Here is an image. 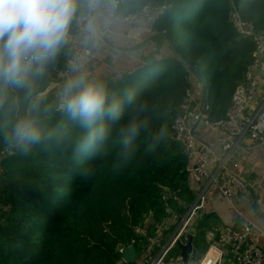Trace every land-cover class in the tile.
I'll return each instance as SVG.
<instances>
[{
	"label": "trees",
	"instance_id": "obj_1",
	"mask_svg": "<svg viewBox=\"0 0 264 264\" xmlns=\"http://www.w3.org/2000/svg\"><path fill=\"white\" fill-rule=\"evenodd\" d=\"M115 3L118 16L135 14L145 5L167 7L151 26L152 40L166 49L111 84L118 95L133 91L136 103L146 105L149 127L126 168L113 171L108 161H96L97 174L89 181L75 173L70 149L53 146L27 156L7 152L0 173V264H114L117 248L133 242L139 253L157 224L180 217L194 201L183 150L171 138L173 116L192 77L205 83L209 117H223L254 50L250 40L237 35L228 15L235 7L244 21L264 33V0ZM63 63L56 70L64 69ZM160 128L164 138L148 147ZM150 216L154 224L146 228ZM137 227L144 235L135 234ZM209 228L207 221L201 222L198 237Z\"/></svg>",
	"mask_w": 264,
	"mask_h": 264
},
{
	"label": "clouds",
	"instance_id": "obj_2",
	"mask_svg": "<svg viewBox=\"0 0 264 264\" xmlns=\"http://www.w3.org/2000/svg\"><path fill=\"white\" fill-rule=\"evenodd\" d=\"M115 8V0H0V150L70 149L84 181L97 174L96 161L113 171L131 162L149 127L146 105L133 91L115 93L89 63ZM61 60L63 79L49 98ZM164 136L160 128L147 146Z\"/></svg>",
	"mask_w": 264,
	"mask_h": 264
},
{
	"label": "built area",
	"instance_id": "obj_3",
	"mask_svg": "<svg viewBox=\"0 0 264 264\" xmlns=\"http://www.w3.org/2000/svg\"><path fill=\"white\" fill-rule=\"evenodd\" d=\"M166 9L165 5H145L132 15L118 16L115 12L113 23L104 31L99 48L89 53L90 67L94 70L93 63L99 58L101 46L115 50L112 40L115 25L146 31L164 15ZM228 22L241 39L253 43L254 50L243 78L231 93L223 117H209L205 83L199 84L189 77L190 87L172 120L171 138L183 150L186 178L189 183L197 185L194 201L180 217H170L157 224L147 244L139 253L135 250V257L130 263L122 258V254L133 242L127 247L117 248L119 260L114 264H185L177 244H184L188 235L193 237V250L186 264H264V246L259 244L264 233L243 219L237 229L226 228L222 234L206 231L202 243L205 250L199 259H193L197 227L208 202L219 198L231 203L235 195L245 191L246 186L233 172L239 165L236 153L242 148L240 140L248 138L254 146L264 147V33L257 32L252 22L244 21L235 7L228 15ZM63 74L64 69L55 71L47 89L48 96L54 95ZM121 77L119 73L114 74L111 84ZM194 83L198 88L192 86ZM198 129L207 134L212 147L198 139ZM5 154L7 152H0V173L1 159ZM134 232L144 235L140 227ZM176 248L179 252L174 254Z\"/></svg>",
	"mask_w": 264,
	"mask_h": 264
},
{
	"label": "crops",
	"instance_id": "obj_4",
	"mask_svg": "<svg viewBox=\"0 0 264 264\" xmlns=\"http://www.w3.org/2000/svg\"><path fill=\"white\" fill-rule=\"evenodd\" d=\"M151 37V27L142 31L134 29V27L115 25L112 40L116 48L110 50L101 46L99 58L93 63L95 64L94 70L111 80V77L116 73L129 74L145 66L156 57L161 49H166L163 42H154ZM148 40L153 43L141 51L132 53L124 51L134 49ZM98 48L99 46L92 51L95 52ZM192 86L198 88L195 83ZM197 137L212 147V142L201 129L197 130ZM239 145L242 147L236 153L239 165L233 172L246 186L245 191L235 195L231 203L219 198L211 199L201 221H207L209 224L210 228L206 231L213 230L217 235L222 234L226 228L237 229L241 219L252 223L264 233V147L254 146L253 141L248 138H242ZM190 187L194 191L197 190L195 184L190 183ZM202 243L203 238L198 237L195 240L193 256L201 257L205 250ZM259 244L264 246V236L260 239Z\"/></svg>",
	"mask_w": 264,
	"mask_h": 264
},
{
	"label": "water",
	"instance_id": "obj_5",
	"mask_svg": "<svg viewBox=\"0 0 264 264\" xmlns=\"http://www.w3.org/2000/svg\"><path fill=\"white\" fill-rule=\"evenodd\" d=\"M152 44V41L151 40H148L146 42H144L143 44L139 45L138 47L134 48V49H131V50H124L125 52H129V53H132V52H138V51H141L142 49L148 47L149 45ZM180 58V57H179ZM182 61V60H181ZM183 65H185V62L182 61ZM154 224V219L153 217H149L147 222H146V228L150 227L151 225ZM178 248L180 250V257L181 259L183 260V262L186 264L188 263L189 261V256L190 254L192 253V250H193V237L188 235L186 237V240H185V243L182 244V243H178ZM135 257V249L133 246L127 248L124 253L122 254V258L127 262V263H130Z\"/></svg>",
	"mask_w": 264,
	"mask_h": 264
},
{
	"label": "rangeland",
	"instance_id": "obj_6",
	"mask_svg": "<svg viewBox=\"0 0 264 264\" xmlns=\"http://www.w3.org/2000/svg\"><path fill=\"white\" fill-rule=\"evenodd\" d=\"M152 43H153V42H152ZM205 78H206V81H208V77L206 76ZM207 87H208V86H207ZM47 92H48V91L46 90V91H45V94H47ZM203 249H204V248H203ZM200 251H202V250H200ZM193 259H194V260H197V259H199V256H198V255H197V257L193 256Z\"/></svg>",
	"mask_w": 264,
	"mask_h": 264
}]
</instances>
